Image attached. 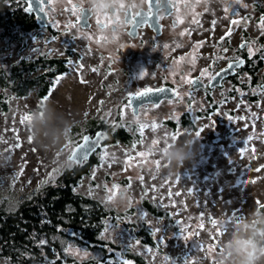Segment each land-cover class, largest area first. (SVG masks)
Here are the masks:
<instances>
[{
	"label": "rangeland",
	"instance_id": "rangeland-1",
	"mask_svg": "<svg viewBox=\"0 0 264 264\" xmlns=\"http://www.w3.org/2000/svg\"><path fill=\"white\" fill-rule=\"evenodd\" d=\"M76 1L79 0H71V3L52 0L56 8L55 16L52 14L50 18H54V28L59 30L56 34L41 29L27 33L15 30L11 37L0 40L3 48L0 65L7 68L22 58L32 60L36 56L64 59L68 72L56 82L42 105L48 104L56 113L80 124L89 117L110 125L116 120L128 132L137 129L138 123L149 125L142 137L136 131L140 136L138 141L104 145L96 154L97 164L90 168L89 175L77 180L73 190L99 201L106 211L125 220L135 231H149L157 249L133 238L117 219L116 222L104 221L99 238L135 252L149 264H185V260L196 264L199 257L204 258L205 264H214L227 238L221 225L240 223L257 208L264 212L261 207L264 205V93L252 102L239 101L238 97L243 94L227 97L225 91L212 93L210 99L201 93L188 96L181 89L186 84L182 77L203 72L197 70L200 64L196 63V58L191 70L188 68L193 64L185 60L173 75L168 69L174 60L186 54L170 52L160 59L162 55L145 56L146 52L134 53L131 47L115 51L113 43L104 47L80 34L72 23L70 9ZM190 52L198 53L196 48L187 51L188 56ZM200 56L197 54L198 58ZM203 61L207 65L208 58L204 56ZM164 82L178 87L183 99L175 97L171 103L156 108H139L136 116L131 108L124 107L130 94ZM35 96L32 93L26 98H14L8 112L0 113V207L6 210L16 208L19 202L52 185L49 174L56 175L54 169H60L55 182L70 169L59 168L55 161L62 160L82 136L77 139L76 134L70 135L68 147L43 138L34 140L27 120L23 123L21 120L40 107ZM208 100L217 104L214 112L206 118L194 117L210 107ZM185 112L195 122L196 131L180 129V126L172 131L166 126L167 121H178ZM55 122L54 116L53 125ZM153 123L158 125L155 131L151 128ZM197 132L200 134L194 143L198 154L180 170L169 169L160 150L174 140ZM173 135L176 139H172ZM153 140L158 143L153 145ZM139 152L148 155L141 158L137 155ZM141 160L146 163L141 165ZM46 180L49 182L45 185L42 182ZM113 185L120 187L116 189ZM114 193H126L131 206L114 207L108 199ZM143 200L165 216L148 213L142 207ZM139 213L146 215L141 218ZM212 220L217 224L213 225ZM63 252L77 263L100 262L101 259L100 252L74 246L71 242ZM0 264L10 263L0 258Z\"/></svg>",
	"mask_w": 264,
	"mask_h": 264
},
{
	"label": "trees",
	"instance_id": "trees-1",
	"mask_svg": "<svg viewBox=\"0 0 264 264\" xmlns=\"http://www.w3.org/2000/svg\"><path fill=\"white\" fill-rule=\"evenodd\" d=\"M35 28L28 15L21 10H13L0 0V40L11 37L15 30L27 33ZM2 50L0 47V53ZM65 63L61 58L36 56L32 60L22 58L7 68L0 65V113L8 112L12 99L26 98L32 93L36 95L41 106L44 97L49 95L56 82L68 72ZM231 96L233 93L228 92L227 97ZM211 102L208 100L210 107L203 113L197 112L194 117L202 119L213 113L217 104ZM189 116L185 112L178 121H167L166 126L172 131L178 126L180 129L196 131V124ZM84 121L83 124L72 121L70 135L76 134L78 139L81 135L82 138L86 134L105 131L108 140L102 147L116 142L130 144L140 138L134 128L131 130L134 134L128 132L116 120L117 126L98 118L89 117ZM99 150L80 167L74 165L62 173L55 182L58 186L48 185L41 188L32 198L19 202L14 209L0 207V258L10 264H122L124 261L128 264H149L135 252H129L99 238L104 221L116 222L117 219L124 230L128 233L131 231L133 238L142 241L146 247L157 249L149 231H135L125 220L106 211L99 201L84 197L73 190L77 180L89 175L90 168L97 164L96 154ZM142 207L156 217L165 216L146 200L142 201ZM41 241L44 243L41 244ZM68 242L100 252V262L86 260L77 263L65 256L63 251Z\"/></svg>",
	"mask_w": 264,
	"mask_h": 264
},
{
	"label": "flooded vegetation",
	"instance_id": "flooded-vegetation-1",
	"mask_svg": "<svg viewBox=\"0 0 264 264\" xmlns=\"http://www.w3.org/2000/svg\"><path fill=\"white\" fill-rule=\"evenodd\" d=\"M79 1L72 3L70 9L72 23L80 34L94 39L96 43L99 41L104 47L113 43L115 51L131 47L134 53L146 52L145 56H151L150 53L162 55L160 59L170 52L186 54L185 58L188 59L196 58V63L200 64L197 66V70L200 69L204 72L206 69L207 71L203 75L202 73L194 74L189 79L199 77V81L205 85V89L192 90V86L188 84H184V87L179 86L186 93H201L209 97L217 91L232 92L234 95L243 94L238 97L239 101L244 99L248 102L256 100L264 93L262 92L264 89V28L260 24L261 18L264 17V0H241L240 5L232 3L231 0H208L206 5L202 4L195 8V13L199 14L195 23L192 22V16L189 15L184 18L183 23L177 24L175 28H173V24L176 7H179L183 12L185 0H173L172 6H169L165 0L160 9L153 5V12H158L159 15L150 18L147 26H141L139 23L135 26L125 25L117 33L115 40L109 38L107 42L101 39L105 33L100 32L96 24V17L91 16L89 19L90 14L88 13L89 15L83 23L85 27L80 26V21L77 20L79 13L73 12V5L81 9L78 7ZM2 3L11 6L13 10L18 9L28 15L36 26L34 30L41 29L51 34H56L59 31L54 28V18H50L52 14L55 16L56 8L52 5V0H45L42 5L44 12L41 13L46 15L49 24L47 28L40 27L35 23L33 13H26L28 0H2ZM148 11L147 4L144 14L147 15ZM100 17L106 19V16ZM232 20H239L240 23L233 25ZM111 27H115V25ZM181 32H184L185 35L181 36ZM165 44L168 45V48L163 47ZM197 45L199 46L197 47ZM248 45H251L254 55L249 54ZM192 48H196L197 54L201 55L200 58L193 52H190L189 56L187 55V51H191ZM257 48H260L261 51L256 52ZM225 49L227 51H224ZM204 56L208 58L207 65L204 64ZM160 59L155 58V60ZM229 64L235 65L232 75L223 78L220 86L208 89L214 76L228 69ZM193 67L189 66L188 69L191 70ZM165 86L176 90L178 88L164 82L151 89ZM148 106L151 107V105Z\"/></svg>",
	"mask_w": 264,
	"mask_h": 264
},
{
	"label": "clouds",
	"instance_id": "clouds-1",
	"mask_svg": "<svg viewBox=\"0 0 264 264\" xmlns=\"http://www.w3.org/2000/svg\"><path fill=\"white\" fill-rule=\"evenodd\" d=\"M78 7L84 12L87 11L92 17L119 16L120 20H123L127 13L143 14L147 10V2L146 0H80ZM54 116L55 125H53ZM27 124L34 140L43 138L55 145L63 144L64 147H68L72 121L56 113L50 105H41L33 110ZM196 137L197 135H186L182 140H174L160 150V155L169 169L180 170L187 162L194 159L198 154V146L194 143ZM71 151L65 153L62 160L55 161L59 168L72 167V162L69 160ZM111 196L114 207H127L128 200L122 198V195L114 193ZM221 227L227 232V238L222 242V251L216 257L215 264H264V212L258 208L254 209L248 219L230 226L222 224ZM196 264H205L204 258H197Z\"/></svg>",
	"mask_w": 264,
	"mask_h": 264
},
{
	"label": "snow or ice",
	"instance_id": "snow-or-ice-1",
	"mask_svg": "<svg viewBox=\"0 0 264 264\" xmlns=\"http://www.w3.org/2000/svg\"><path fill=\"white\" fill-rule=\"evenodd\" d=\"M62 2H64V0H62ZM66 2L71 3V0H66ZM148 7H149V11L148 14L145 15L140 14V13H127L125 15V18L123 20H120L119 16H116L115 18H113L112 16H106V19H101L100 15L96 16V24L100 30L101 33H105V35H103L101 37V39H103L105 42H107L109 40V38H111L112 40H115L117 33L120 31V29L125 26V25H133L135 26L137 23H139L141 26H147L148 25V21L150 18H153L155 16H158L159 13L158 12H153V5H155V7L157 9H160L162 4L165 2V0H146ZM167 4L169 6H172L173 4V0H166ZM232 3L240 5L241 4V0H231ZM38 3V10L40 12H44V7L42 6L45 3V0H37ZM208 3V0H185L184 3V10L183 12H181V9L179 7H176L175 10V19H174V24H173V28L176 27L177 24L183 23L184 22V18H186L187 16L191 15L192 16V22H196V17L199 15L198 13H195V8L197 6H200L202 4L206 5ZM121 7H124V5H121ZM244 7H247L246 5H244ZM73 12L74 13H79L77 15V20L80 21L81 23H83V19H84V10L82 9H78L76 5H73ZM89 19H91V16H89ZM213 23H215V21H213ZM240 23L239 20H232V24L236 25ZM261 27L264 28V17L261 18L260 21ZM112 25H115V27H111ZM110 29V32H109ZM190 34V33H189ZM181 36H184L185 33L181 32L180 33ZM97 43H99V41H97ZM199 45H197L198 47ZM164 48H168V45L165 44L163 45ZM177 47H179V45H177ZM224 51H227V49H225ZM261 51L260 48L256 49V52ZM248 52L250 55H254L255 53L253 52V49L251 47V45H248ZM185 60H187V62L192 63L193 66L195 64L194 58L193 59H188L185 57H181L180 60H174L173 61V65L171 68L168 69L169 72H171L173 75L176 74L177 70L179 69V67L181 66V63L184 62ZM229 70H232L235 68L234 64H229L228 65ZM206 69L204 70V72H202V75L204 73H206ZM217 76L220 75V73L216 74ZM215 79V78H213ZM59 82V81H58ZM83 82V81H81ZM182 82L186 83L190 86H195L198 84L199 82V77L196 79H189L186 77H182ZM171 92L173 95H176L178 97L179 100H182L183 97L179 96V93L177 92L176 89H168V88H164V87H159L156 89H151V88H146L143 91H137L134 94H130V99L129 101L124 105L125 108H132L134 106L133 100H138L140 101V103H138V108H146L148 105H151L153 108L159 107V105L161 103L164 102L165 99L168 100L169 103L172 102L171 98L168 96H161L159 94H163V93H169ZM262 92H264V89H262ZM156 95V99H152V96ZM188 96H192L193 93L192 92H188L187 93ZM48 99V97H44V100L46 101ZM44 101H42L41 103H43ZM103 103V102H101ZM138 110V109H137ZM85 115H87V113H85ZM29 116H25L22 118L21 123H23L25 120H28ZM149 125L146 124H142V123H138V127L137 129H134V131H138L140 133V136L142 137L144 134V129L146 127H148ZM157 124L153 123L151 125V128L153 131H155V129L157 128ZM200 133L197 132L196 135L198 136ZM86 139V137H83V141ZM172 139H176V135L172 136ZM141 143L143 142L142 140L140 141ZM153 145L157 144L158 141L157 140H153ZM19 145H17L18 147ZM100 142L98 144V146L95 148V150L91 153L94 154L98 148L100 147ZM81 147V144H78L76 147H74L71 151V154L69 156V160L72 162V165H79L82 164L85 160L89 159L90 155L87 154H81L78 150ZM133 147H135V145H133ZM139 157L141 158H146L148 153L146 152H139L137 154ZM132 158L130 157L129 160H131ZM126 163H128L126 161ZM146 162L145 160H141V165H144ZM256 171H260V169H256ZM53 172L56 175L60 174V169H54ZM56 175L53 174H49V180L52 181V186H58L55 184V179H56ZM141 180H143V177H140ZM48 180L43 181V184H48ZM130 186V185H129ZM120 186L119 185H113V188L118 189ZM122 198H126L128 200V207L131 206V200L130 198L127 197L126 193L122 195ZM109 200L112 199V196L108 197ZM261 207H264V205H261ZM144 215H141V213H139V216L142 218ZM238 219V218H235ZM211 223L213 225L217 224L216 220H212ZM204 225L201 224L200 227L202 228ZM44 241H41V244H43ZM201 248V246L199 247V249ZM198 249V250H199ZM211 252V249L209 250ZM122 264H128L127 261L122 262ZM185 264H188L187 260H185ZM215 264V261H214Z\"/></svg>",
	"mask_w": 264,
	"mask_h": 264
},
{
	"label": "water",
	"instance_id": "water-1",
	"mask_svg": "<svg viewBox=\"0 0 264 264\" xmlns=\"http://www.w3.org/2000/svg\"><path fill=\"white\" fill-rule=\"evenodd\" d=\"M27 8H26V13L27 14H31L33 13L35 15L34 17V20H35V23L40 26V27H46L49 25L48 24V21H47V18H46V15L44 13H41L38 11V3L36 0H28V5H26ZM87 15L88 12L85 11L84 12V19H83V23L84 21H86L87 19ZM80 22V26L81 27H85L84 24ZM232 75V70H229L226 69L222 72H220V75L219 76H214L215 79H213L211 81V83L208 85V89H212L214 87H217V86H220L221 85V80L225 77H228V76H231ZM164 88H168V89H172L171 87L169 86H165ZM192 90H196V89H205V85L202 83V82H198L197 85L195 86H192L191 87ZM161 96H168L172 99L175 98V95H173L171 92L169 93H163V94H159ZM130 99V96H127V99H126V102H128ZM152 99H156V95H153L152 96ZM164 101H168L167 99H165ZM133 103H134V106L131 108L132 109V114L134 116L137 115L138 113V103H140V101L138 100H133ZM138 109V110H137ZM118 122H115L114 126H117ZM83 137H86V139L83 141ZM81 140L79 141L78 144H81V147L79 148V152L81 154H87V155H90L89 159L94 155V154H91L95 148L98 146L99 142H100V147L98 148V150L102 147V145L108 140V135L107 133H105V131H97L95 132L94 134L90 135V134H86L84 135ZM77 144V145H78ZM76 145V146H77ZM97 150V151H98ZM88 160V159H87ZM85 160V161H87ZM84 161V162H85ZM83 164V163H82ZM82 164H79V165H75L76 167H80ZM129 233L131 234V231H129Z\"/></svg>",
	"mask_w": 264,
	"mask_h": 264
}]
</instances>
